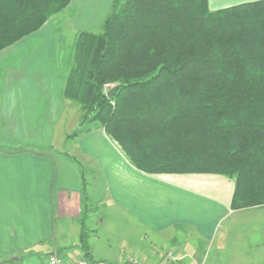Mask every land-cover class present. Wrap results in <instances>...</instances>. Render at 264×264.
<instances>
[{
	"label": "crops",
	"instance_id": "1",
	"mask_svg": "<svg viewBox=\"0 0 264 264\" xmlns=\"http://www.w3.org/2000/svg\"><path fill=\"white\" fill-rule=\"evenodd\" d=\"M254 1L259 0L209 4L217 10ZM72 3L77 32L104 24L105 9L99 19L86 14L93 0ZM58 15L0 51V263L45 264L46 255L58 252L67 264L80 258L106 264H133L132 258L142 264H206L204 248L210 245V264H264V242L259 246L242 233L245 225L264 220V206L234 209L232 179L147 173L104 128L70 137L81 112L66 96L71 66H64V39L53 31ZM58 58L64 60L59 59L60 71L50 64ZM102 210L110 215L92 220ZM113 216L126 220L131 234L141 223L146 237L151 232L170 249L131 248L130 255L122 251L119 261H111L98 252L97 241ZM82 226L87 247L81 244ZM14 257L19 259L8 262Z\"/></svg>",
	"mask_w": 264,
	"mask_h": 264
},
{
	"label": "trees",
	"instance_id": "2",
	"mask_svg": "<svg viewBox=\"0 0 264 264\" xmlns=\"http://www.w3.org/2000/svg\"><path fill=\"white\" fill-rule=\"evenodd\" d=\"M72 1L0 0V51ZM112 7L103 32L77 36L66 96L81 120L70 137L104 128L140 170L225 176L235 183L234 209L264 206V0L217 10L209 0ZM87 237L82 226L83 247Z\"/></svg>",
	"mask_w": 264,
	"mask_h": 264
},
{
	"label": "rangeland",
	"instance_id": "3",
	"mask_svg": "<svg viewBox=\"0 0 264 264\" xmlns=\"http://www.w3.org/2000/svg\"><path fill=\"white\" fill-rule=\"evenodd\" d=\"M95 4L94 7H89L88 11L86 12L87 15H89L91 18H98L99 15L102 11L107 12V15L111 13L113 10L112 5L110 3L107 5L108 0H93ZM110 1V0H109ZM73 2V1H72ZM71 6V7H70ZM68 7V9L64 10L62 14L56 16V23L53 25V31L55 33L56 37H63V49L60 57L64 56L65 57V63L64 66L67 65V63L72 66V64L75 63L74 57L76 53V44H77V36L80 33L77 32L73 27L75 26V14H76V5L71 3ZM73 6V7H72ZM98 6V7H97ZM79 10V9H78ZM75 11V14H72ZM86 18V16L84 17ZM73 26V27H72ZM94 29V30H93ZM103 24L102 26H96L92 28V30H89L91 32L99 33L103 32ZM81 31H86V30H81ZM73 52V53H72ZM70 54V55H69ZM59 59L58 60H52L50 62L51 66L55 67V69L58 68L59 64ZM60 61L63 64V61L60 59ZM61 65V69L63 68ZM69 70H71V67H68ZM60 71V69L58 68ZM70 72V71H69ZM70 75V73H69ZM69 77V76H68ZM114 83H106L105 84V90L108 91L110 90V87H113ZM88 124V122H86ZM93 124V123H92ZM90 125V126H94ZM96 126V125H95ZM222 179H225L227 177H220ZM105 210V207H104ZM102 210L101 214L98 216L93 217L92 220H95L96 218H103L107 214L110 215L109 212H104ZM95 218V219H94ZM256 221V222H255ZM93 222V221H92ZM88 225L91 227V221L88 222ZM130 225V224H129ZM128 225V222L125 220L121 221L120 219H117L116 216H113V218L110 219L108 218L107 223L104 224L102 227V230L100 232V237L97 242L98 244V252L101 253L104 256H107L111 259V261H119L120 258L123 255L122 251H125L126 255H130L131 248H137L138 251H147L148 248L151 247H156L160 248V250L163 253L168 252L170 249L169 246L164 244V242L161 241L159 236H154L151 232H149V236L146 237L145 233H148V231L141 225L137 228L138 230L135 231L133 230V234H131V228ZM135 231V234H134ZM245 232H242L246 236H248V239L252 240L255 244L257 243L259 246H263L264 242V220H254L250 223V225H245L244 228ZM162 247V248H161ZM212 246L206 245L204 248V253L205 257H208L209 259L206 264H210L211 261V255H212ZM140 253L138 252L136 256H139ZM261 259V258H259ZM260 261V260H258ZM103 264H106L105 262H101ZM253 262H250V264ZM262 263V262H261ZM233 264H245L244 261L242 260L241 262L233 263Z\"/></svg>",
	"mask_w": 264,
	"mask_h": 264
},
{
	"label": "built area",
	"instance_id": "4",
	"mask_svg": "<svg viewBox=\"0 0 264 264\" xmlns=\"http://www.w3.org/2000/svg\"><path fill=\"white\" fill-rule=\"evenodd\" d=\"M169 259H173L174 255L173 253L168 254ZM132 263L133 264H142L140 260L132 258ZM45 264H67L64 256H62L58 252H52L45 257ZM72 264H103V263H98V262H93V261H88L86 258H80L76 262Z\"/></svg>",
	"mask_w": 264,
	"mask_h": 264
},
{
	"label": "water",
	"instance_id": "5",
	"mask_svg": "<svg viewBox=\"0 0 264 264\" xmlns=\"http://www.w3.org/2000/svg\"><path fill=\"white\" fill-rule=\"evenodd\" d=\"M117 89H118V86H115V87L111 88V89L108 91V96H109V97H112L113 94L115 93V91H116ZM18 259H19L18 257H14V258L8 260V262H12V261H14V260H18Z\"/></svg>",
	"mask_w": 264,
	"mask_h": 264
}]
</instances>
